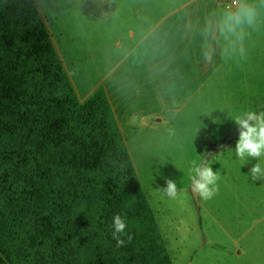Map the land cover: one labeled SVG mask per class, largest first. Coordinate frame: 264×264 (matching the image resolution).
Wrapping results in <instances>:
<instances>
[{
  "label": "trees",
  "instance_id": "16d2710c",
  "mask_svg": "<svg viewBox=\"0 0 264 264\" xmlns=\"http://www.w3.org/2000/svg\"><path fill=\"white\" fill-rule=\"evenodd\" d=\"M88 1L109 30L116 2ZM0 264H173L104 91L78 100L35 0H0Z\"/></svg>",
  "mask_w": 264,
  "mask_h": 264
},
{
  "label": "crops",
  "instance_id": "0c3cea01",
  "mask_svg": "<svg viewBox=\"0 0 264 264\" xmlns=\"http://www.w3.org/2000/svg\"><path fill=\"white\" fill-rule=\"evenodd\" d=\"M79 1L35 0L78 100L101 87L150 203L160 196L180 202L159 189L171 179L189 194V142L224 119L264 109V0H250L260 17L245 54L224 58L218 49L211 62L202 55L200 28L233 0H89L116 2L109 30L85 26ZM91 41L107 45V55L95 47L98 58L85 61L86 71L68 62L65 52L83 55L76 46Z\"/></svg>",
  "mask_w": 264,
  "mask_h": 264
},
{
  "label": "rangeland",
  "instance_id": "374dc122",
  "mask_svg": "<svg viewBox=\"0 0 264 264\" xmlns=\"http://www.w3.org/2000/svg\"><path fill=\"white\" fill-rule=\"evenodd\" d=\"M83 23L86 25L85 20ZM83 40L88 36L83 35ZM95 47L107 55V45L91 41L76 46L78 52L86 50L83 55L65 52L64 56L86 71L85 61L91 64L98 58ZM227 133L217 129L189 142L185 180L192 177V169L200 165L208 147L219 143ZM238 136L207 163L213 172L218 171V191L210 200L199 198V217L187 190L178 193L180 202L175 204L161 196L150 203L173 264H264V180L253 182L248 175L256 160L249 163L236 158ZM259 162L264 167V158Z\"/></svg>",
  "mask_w": 264,
  "mask_h": 264
},
{
  "label": "clouds",
  "instance_id": "9594fccd",
  "mask_svg": "<svg viewBox=\"0 0 264 264\" xmlns=\"http://www.w3.org/2000/svg\"><path fill=\"white\" fill-rule=\"evenodd\" d=\"M259 17L257 5L250 0H233V4L210 13L200 28L204 59L211 62L218 49L224 58L243 56L246 51L245 42L257 27ZM233 122L239 129L234 150L236 158L249 163L256 160L257 163L250 168L248 175L253 182L264 180V167L259 162L264 158V111H246L236 116ZM192 173L191 192L198 198L212 199L218 191V171L213 172L212 167L202 161L192 169ZM165 184L166 187L159 191L170 199L175 198L178 195L177 183L166 179ZM112 219V239L116 241V247L120 248L131 242L132 236L125 233L127 224L121 214L114 215ZM124 235H127V241L121 238Z\"/></svg>",
  "mask_w": 264,
  "mask_h": 264
},
{
  "label": "water",
  "instance_id": "95a60500",
  "mask_svg": "<svg viewBox=\"0 0 264 264\" xmlns=\"http://www.w3.org/2000/svg\"><path fill=\"white\" fill-rule=\"evenodd\" d=\"M239 135V129L238 127L235 125V127H233L223 138L219 143H216L210 147H208L206 153L204 154L202 161L207 164L208 161L210 160V158L219 153L220 151L226 149L229 144L234 141L236 139V137ZM200 163V164H201ZM191 187H192V183L189 186V194L191 197V200L193 202L194 205V209L196 211L197 216L199 217L200 214V203H199V198L196 197L192 192H191Z\"/></svg>",
  "mask_w": 264,
  "mask_h": 264
},
{
  "label": "bare ground",
  "instance_id": "6f19581e",
  "mask_svg": "<svg viewBox=\"0 0 264 264\" xmlns=\"http://www.w3.org/2000/svg\"><path fill=\"white\" fill-rule=\"evenodd\" d=\"M71 63H72L74 66L77 65V64H76V61H74V59L71 61Z\"/></svg>",
  "mask_w": 264,
  "mask_h": 264
}]
</instances>
